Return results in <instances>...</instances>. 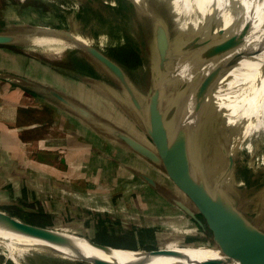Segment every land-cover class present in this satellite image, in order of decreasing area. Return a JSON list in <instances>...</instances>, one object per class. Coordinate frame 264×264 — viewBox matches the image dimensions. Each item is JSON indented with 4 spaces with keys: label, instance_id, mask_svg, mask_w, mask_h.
<instances>
[{
    "label": "crops",
    "instance_id": "0c3cea01",
    "mask_svg": "<svg viewBox=\"0 0 264 264\" xmlns=\"http://www.w3.org/2000/svg\"><path fill=\"white\" fill-rule=\"evenodd\" d=\"M7 45L0 44L1 211L117 248L212 244L188 195L122 138L155 150L146 106L155 61L143 38L105 55L109 64L82 51L53 60Z\"/></svg>",
    "mask_w": 264,
    "mask_h": 264
},
{
    "label": "bare ground",
    "instance_id": "6f19581e",
    "mask_svg": "<svg viewBox=\"0 0 264 264\" xmlns=\"http://www.w3.org/2000/svg\"><path fill=\"white\" fill-rule=\"evenodd\" d=\"M39 1L58 15L80 16L81 26L61 29L44 24L3 30L0 42L56 60L75 51L114 54L120 44L136 39L130 19L115 11H129L128 0H101L112 12H98L103 6L97 10L98 4L91 0ZM135 1L148 11L150 0ZM160 1L169 3L176 28L185 18L196 22L206 17L200 40L169 45L162 54L155 108L162 115L168 147L179 139L183 123L192 126L186 147L170 158L171 165L188 184L211 195L241 188L247 184L248 170L264 167V0ZM222 38L226 50L214 54ZM207 90L204 105L193 111L196 98ZM253 191L254 205L238 203L237 209L264 212V175ZM254 220V228L264 227L260 215ZM0 264L230 263L217 244L154 251L107 247L86 244L61 231L34 228L0 213Z\"/></svg>",
    "mask_w": 264,
    "mask_h": 264
},
{
    "label": "rangeland",
    "instance_id": "374dc122",
    "mask_svg": "<svg viewBox=\"0 0 264 264\" xmlns=\"http://www.w3.org/2000/svg\"><path fill=\"white\" fill-rule=\"evenodd\" d=\"M91 1L98 4L97 8L99 9L95 8L97 10H100V7L103 6V10L101 9L98 12L113 11L109 5L101 0ZM121 1L123 0H120V3ZM0 6V31L10 29H29L44 24H49L52 27H58L61 29L81 26L80 16H76L73 12H71L69 16L58 15L56 13H53L47 4L39 0H26L23 3H19L18 0H0ZM127 6L130 9L129 11H125L122 8L116 9L115 11H119L123 17L125 16L128 18V20L130 19L136 39H144V52L147 51L148 55L152 56L151 60L155 61L152 65L153 67H155L156 83L154 84L157 87L162 69V53H160L159 47L161 46L163 37H165V45L167 46L172 44L185 43L195 37L196 40H200L203 32L205 31L206 17H202L196 22H190L188 18H185L182 21V25H180L179 28H176L177 24L175 23V19H173L174 15L170 11L169 3H163L160 0H150V5L147 8L148 11H144L143 9L139 8V4L136 3L135 0H128ZM29 11L31 12L29 13ZM93 13L95 14L96 12ZM52 23L54 24L52 25ZM131 23H129L130 27ZM10 48H16V50L18 49V47ZM150 103L151 99H149L148 103H146L148 109L150 108ZM263 175V166H259L254 171L248 170L247 184L245 186L231 190H224L219 193L223 198V203L228 207V209L233 211L237 217H239L246 225L249 226H252L253 222H255L254 219L257 215H260L264 220V212H262L258 208L253 212H243L237 209V206L238 203H241L244 206L254 205L253 203L257 199V196L253 191V187L260 182V180L263 178ZM219 198L221 199V197ZM0 213L6 214L2 211H0ZM27 225H30L34 228L37 227L39 229L43 228L31 223H28ZM259 231L264 234V227H261ZM84 242H86V244H98L107 247L109 246L101 243H93L88 241V239H85ZM213 243L214 242L212 241V244ZM168 247L175 249H186L189 246L170 245Z\"/></svg>",
    "mask_w": 264,
    "mask_h": 264
},
{
    "label": "water",
    "instance_id": "95a60500",
    "mask_svg": "<svg viewBox=\"0 0 264 264\" xmlns=\"http://www.w3.org/2000/svg\"><path fill=\"white\" fill-rule=\"evenodd\" d=\"M0 44L8 43L0 42ZM166 46L165 37H163L161 46L159 47L160 53L163 54V50ZM225 50L226 39L222 38L216 45L214 54L221 53ZM91 55L109 64V60L105 55L99 53ZM221 73L222 70H218L213 79L216 81ZM207 95L208 90L196 98L193 111H199L202 108ZM148 99H151L149 108L150 137L155 146V150H152L145 144L127 135H123V140L136 152L153 161L159 162L174 184L188 195L205 218L212 233L213 244H217L220 247L230 264H264V234L257 228L246 225L233 211L228 209L223 203V198L219 193L211 195L202 190L199 186L188 184L186 179L178 174L171 165L170 158L175 153L183 151L186 147L192 126L190 127V124L186 126L183 123L184 126L179 139L172 148H169L162 115L155 108V104L158 100L156 88ZM219 197H221V199ZM8 215L16 220H20L16 216Z\"/></svg>",
    "mask_w": 264,
    "mask_h": 264
}]
</instances>
